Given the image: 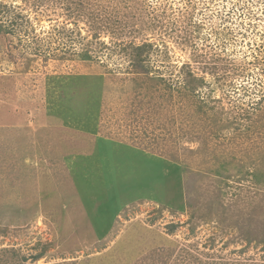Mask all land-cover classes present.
<instances>
[{"label":"rangeland","instance_id":"rangeland-1","mask_svg":"<svg viewBox=\"0 0 264 264\" xmlns=\"http://www.w3.org/2000/svg\"><path fill=\"white\" fill-rule=\"evenodd\" d=\"M0 26V264H264V0H0Z\"/></svg>","mask_w":264,"mask_h":264},{"label":"trees","instance_id":"trees-1","mask_svg":"<svg viewBox=\"0 0 264 264\" xmlns=\"http://www.w3.org/2000/svg\"><path fill=\"white\" fill-rule=\"evenodd\" d=\"M0 28H1V26H0ZM133 48H134V58H133L132 64H134L133 62H136L138 65V63H140L144 60L143 53H148L147 49H150V48H148V44H143L141 46H136ZM140 67H142V65ZM187 82L189 84H191V80L188 79Z\"/></svg>","mask_w":264,"mask_h":264}]
</instances>
